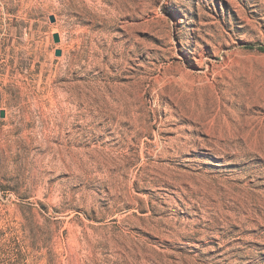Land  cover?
<instances>
[{
  "label": "rangeland",
  "instance_id": "374dc122",
  "mask_svg": "<svg viewBox=\"0 0 264 264\" xmlns=\"http://www.w3.org/2000/svg\"><path fill=\"white\" fill-rule=\"evenodd\" d=\"M1 111L0 264H264V0H0Z\"/></svg>",
  "mask_w": 264,
  "mask_h": 264
},
{
  "label": "water",
  "instance_id": "95a60500",
  "mask_svg": "<svg viewBox=\"0 0 264 264\" xmlns=\"http://www.w3.org/2000/svg\"><path fill=\"white\" fill-rule=\"evenodd\" d=\"M50 21L51 22H54L55 20H54V18L53 17H51L50 18ZM53 40H54V42L55 43H58L59 42V36L57 35V34H55L54 36H53ZM61 55V51L60 50H56V52H55V56H60ZM4 111H1L0 112V118H3L4 117Z\"/></svg>",
  "mask_w": 264,
  "mask_h": 264
}]
</instances>
